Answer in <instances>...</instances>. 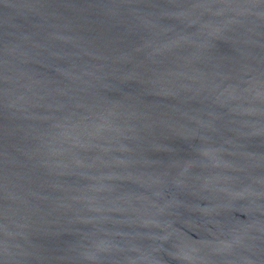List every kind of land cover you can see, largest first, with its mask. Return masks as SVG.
<instances>
[{
    "label": "water",
    "instance_id": "95a60500",
    "mask_svg": "<svg viewBox=\"0 0 264 264\" xmlns=\"http://www.w3.org/2000/svg\"><path fill=\"white\" fill-rule=\"evenodd\" d=\"M0 264H264V0H0Z\"/></svg>",
    "mask_w": 264,
    "mask_h": 264
}]
</instances>
